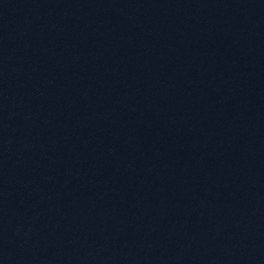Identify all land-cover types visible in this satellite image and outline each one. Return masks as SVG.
Instances as JSON below:
<instances>
[{
  "label": "water",
  "instance_id": "obj_1",
  "mask_svg": "<svg viewBox=\"0 0 264 264\" xmlns=\"http://www.w3.org/2000/svg\"><path fill=\"white\" fill-rule=\"evenodd\" d=\"M0 264H264V0H0Z\"/></svg>",
  "mask_w": 264,
  "mask_h": 264
}]
</instances>
